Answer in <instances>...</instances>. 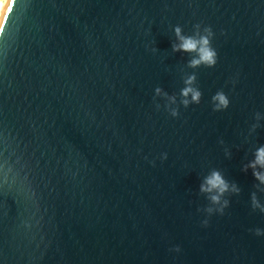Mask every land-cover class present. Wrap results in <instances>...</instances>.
Here are the masks:
<instances>
[{"label": "water", "instance_id": "95a60500", "mask_svg": "<svg viewBox=\"0 0 264 264\" xmlns=\"http://www.w3.org/2000/svg\"><path fill=\"white\" fill-rule=\"evenodd\" d=\"M197 23L215 32L214 68H188L191 54L172 51L174 27L190 35ZM193 72L201 103L172 117L155 88L179 101ZM220 90L230 106L214 111ZM257 112L264 0H11L0 30L10 185L0 180V264H264V236L249 231L264 229L251 207L258 181L243 171L264 146ZM214 168L241 193L204 227L199 185Z\"/></svg>", "mask_w": 264, "mask_h": 264}, {"label": "clouds", "instance_id": "9594fccd", "mask_svg": "<svg viewBox=\"0 0 264 264\" xmlns=\"http://www.w3.org/2000/svg\"><path fill=\"white\" fill-rule=\"evenodd\" d=\"M5 10L7 11V5L5 6ZM0 30H2V25H0ZM174 33L177 42L173 43L172 51L191 54V59L187 64L188 68H214L217 65L218 52L213 46L215 32L210 25L205 26L201 23H197L194 25L193 33L190 35H186L183 27L177 25L174 27ZM157 50V48L151 49L153 52ZM183 82L185 86L180 91L179 101L176 94L170 95L161 87L155 88V97H161L166 101L164 107L172 117L180 116V105H183L184 108H188L193 104H200L203 97V93L198 86V76L195 72L185 75ZM232 83H235V81H232ZM212 104L214 111H223L229 108L230 99L223 90H220L212 96ZM174 105L175 107H173ZM160 107L161 105L156 103L157 110H159ZM255 119L259 122L264 119V115L257 112ZM258 127H260L259 123L253 124L250 131L255 132ZM220 143L223 144L224 141L221 140ZM225 155L231 158L232 153L229 149L225 148ZM253 156L254 158L252 160L243 165V171L247 172L251 169L255 180L258 181V183L254 185L257 191L251 193L252 210H259L261 213H264V203L261 202L257 195V192L264 193V146H259L254 151ZM160 158L162 160H167V153L161 154ZM152 163L154 165L155 161H152ZM0 180L3 181L4 185H9L6 179L0 178ZM19 190L25 195L27 192H31V195L35 196V192L31 189ZM199 192L208 200V206L199 209V211L207 214L208 218L202 221V225L208 227L210 223L209 218L211 216L217 213L224 215L225 210L230 207V200L226 197L232 194L239 195L241 193V188L236 182L229 181L221 170L214 168L202 179L199 185ZM25 226L29 228L32 227L28 221H25ZM249 231H254L257 236H264V229L256 228L254 230L250 229ZM180 250L179 246L174 249L176 252Z\"/></svg>", "mask_w": 264, "mask_h": 264}, {"label": "bare ground", "instance_id": "6f19581e", "mask_svg": "<svg viewBox=\"0 0 264 264\" xmlns=\"http://www.w3.org/2000/svg\"><path fill=\"white\" fill-rule=\"evenodd\" d=\"M11 0H0V25H2L3 19L6 14L5 6L7 5V9L10 5Z\"/></svg>", "mask_w": 264, "mask_h": 264}]
</instances>
